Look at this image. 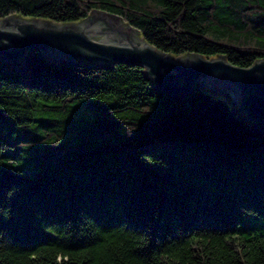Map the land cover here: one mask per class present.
<instances>
[{"label":"trees","instance_id":"obj_1","mask_svg":"<svg viewBox=\"0 0 264 264\" xmlns=\"http://www.w3.org/2000/svg\"><path fill=\"white\" fill-rule=\"evenodd\" d=\"M120 17L167 54L264 59V0H0L18 16ZM139 66L0 62V264H264V133Z\"/></svg>","mask_w":264,"mask_h":264},{"label":"water","instance_id":"obj_2","mask_svg":"<svg viewBox=\"0 0 264 264\" xmlns=\"http://www.w3.org/2000/svg\"><path fill=\"white\" fill-rule=\"evenodd\" d=\"M31 49L50 62L139 66L157 91L179 99L207 88L214 95L228 97L234 114L256 133H264V59L242 68L225 57H175L147 44L120 17L100 11L83 22L66 25L18 16L0 20V62L19 65Z\"/></svg>","mask_w":264,"mask_h":264},{"label":"rangeland","instance_id":"obj_3","mask_svg":"<svg viewBox=\"0 0 264 264\" xmlns=\"http://www.w3.org/2000/svg\"><path fill=\"white\" fill-rule=\"evenodd\" d=\"M93 39H95V40H97V41L99 40V39H96V38H93ZM101 41H102V40H101Z\"/></svg>","mask_w":264,"mask_h":264}]
</instances>
